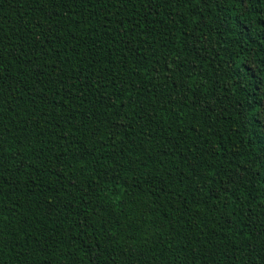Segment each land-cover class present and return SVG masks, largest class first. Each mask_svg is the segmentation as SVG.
I'll use <instances>...</instances> for the list:
<instances>
[{
  "label": "trees",
  "instance_id": "16d2710c",
  "mask_svg": "<svg viewBox=\"0 0 264 264\" xmlns=\"http://www.w3.org/2000/svg\"><path fill=\"white\" fill-rule=\"evenodd\" d=\"M0 264H264V0H0Z\"/></svg>",
  "mask_w": 264,
  "mask_h": 264
}]
</instances>
